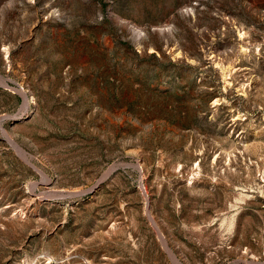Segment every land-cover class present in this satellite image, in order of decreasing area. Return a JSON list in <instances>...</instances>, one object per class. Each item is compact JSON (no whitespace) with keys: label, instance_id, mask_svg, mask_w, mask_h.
I'll return each mask as SVG.
<instances>
[{"label":"rangeland","instance_id":"374dc122","mask_svg":"<svg viewBox=\"0 0 264 264\" xmlns=\"http://www.w3.org/2000/svg\"><path fill=\"white\" fill-rule=\"evenodd\" d=\"M0 264H264V0H0Z\"/></svg>","mask_w":264,"mask_h":264},{"label":"bare ground","instance_id":"6f19581e","mask_svg":"<svg viewBox=\"0 0 264 264\" xmlns=\"http://www.w3.org/2000/svg\"><path fill=\"white\" fill-rule=\"evenodd\" d=\"M23 92V91H22ZM26 95V93H25ZM27 97V96H26ZM29 99V98H28ZM25 102V101H24ZM27 106V105H26ZM8 134V133H7ZM9 136V135H8ZM12 139V138H11ZM16 142V141H15ZM20 146V145H19ZM24 155V154H23ZM36 167V166H35ZM37 168V167H36ZM38 169V168H37ZM39 170V169H38ZM163 237V236H162ZM164 240V239H163ZM165 241V240H164ZM165 243V242H164ZM176 257V256H175ZM177 258V257H176ZM177 261V260H176ZM178 262V261H177Z\"/></svg>","mask_w":264,"mask_h":264}]
</instances>
